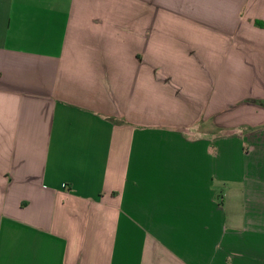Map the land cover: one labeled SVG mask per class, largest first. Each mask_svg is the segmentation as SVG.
I'll return each instance as SVG.
<instances>
[{
    "label": "crops",
    "instance_id": "crops-1",
    "mask_svg": "<svg viewBox=\"0 0 264 264\" xmlns=\"http://www.w3.org/2000/svg\"><path fill=\"white\" fill-rule=\"evenodd\" d=\"M0 264H264V0H0Z\"/></svg>",
    "mask_w": 264,
    "mask_h": 264
}]
</instances>
